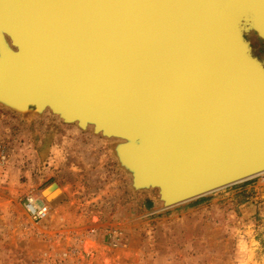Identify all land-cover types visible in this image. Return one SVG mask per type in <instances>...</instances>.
<instances>
[{"label":"water","instance_id":"1","mask_svg":"<svg viewBox=\"0 0 264 264\" xmlns=\"http://www.w3.org/2000/svg\"><path fill=\"white\" fill-rule=\"evenodd\" d=\"M56 3L26 43L6 27L2 98L135 138L136 181L169 204L264 171V65L244 30L264 34V0Z\"/></svg>","mask_w":264,"mask_h":264},{"label":"rangeland","instance_id":"2","mask_svg":"<svg viewBox=\"0 0 264 264\" xmlns=\"http://www.w3.org/2000/svg\"><path fill=\"white\" fill-rule=\"evenodd\" d=\"M253 45L264 57V42ZM112 148L0 104V264H264V180L158 208L153 190L131 189ZM52 182L65 187L58 208L31 221L25 195Z\"/></svg>","mask_w":264,"mask_h":264},{"label":"bare ground","instance_id":"3","mask_svg":"<svg viewBox=\"0 0 264 264\" xmlns=\"http://www.w3.org/2000/svg\"><path fill=\"white\" fill-rule=\"evenodd\" d=\"M56 1L57 0H52V2L49 0H0V47L1 49L2 50H12L14 47L13 44L10 43V39L8 36L9 34L5 30L6 27H8V29L13 28L15 34H16V29H18V33L21 34V37H23L26 43L27 38L29 36H32L34 39L35 29H37L38 26L40 27L42 26L41 21H43L42 19L44 17V12L48 13V15L51 17V22H53V25L54 24L56 25L57 7H59V4L57 5ZM244 30H246L245 39L248 41L250 45L252 54L254 55L255 58H257L264 65V57L262 56L260 57L255 54V47L253 45L255 44V40H258V41L260 40L261 42L262 41L264 42V34L261 35L252 28L247 30V27H246V29L244 28ZM38 34L39 33H37V35ZM8 62H9V59H8ZM9 65L6 64L4 67L1 66L2 68L0 67V71L2 70L3 76L6 73L7 66ZM82 71L84 72L85 69H83ZM9 72L11 73V71ZM4 86L6 87V89H9V96L12 93V89H14L15 91L17 89L16 85H11L9 87L6 85ZM14 96H15V93H14ZM0 101H2V103L12 106L16 112L22 115L36 116V115H41L47 112L50 115L57 118L58 121L59 120L62 121L60 117L58 116V114L56 113H51L48 111H44V112L37 111L41 109L44 110L45 108L44 105L37 106V108H34V106L32 107L30 106L34 110H30V109L26 110L24 106H21V104L19 105L14 102H11L10 100H8V98L5 99L0 96ZM63 123H67V122H63ZM68 123L73 124V126L79 130L89 131L93 135L100 136L102 139L108 141L109 143H112V147H113L112 149L114 151L113 155H115L116 161L118 163V167L121 169V171H123L125 174L128 175L129 186L131 187V189L135 191L137 190V191H150V192L151 190H153L155 194L157 193V189H158L157 186L146 184L140 181H136V145H135L136 139L135 138L127 139L119 131H116L113 133L112 132L104 133L101 128H94V125L90 121H84L82 122V124L80 123L78 124L77 120L75 119V120L68 121ZM126 142H130L134 144V145H131V148L134 147L135 149H129L130 148L129 147L127 149V154H129L128 155L129 158L121 159L120 161L115 151V146L118 143L124 144ZM255 177L259 178V180H264V171L258 173L253 178ZM253 178L251 177L249 179H253ZM63 188L65 187L60 186L55 182L54 184H49L42 190L40 196L38 197L40 199H37L38 200L37 202L38 203H42V201L43 203L46 202L47 205L49 206V209L51 210L57 209L60 204L59 202L61 201L63 197ZM197 198H193L188 201L195 200ZM155 199H157L156 204L158 205V208H169V207H173V206L188 202V201H185V202L178 203V204H175L174 202H172L171 204H169L170 202H166V200H164L165 198H162V197L159 198L157 195Z\"/></svg>","mask_w":264,"mask_h":264},{"label":"built area","instance_id":"4","mask_svg":"<svg viewBox=\"0 0 264 264\" xmlns=\"http://www.w3.org/2000/svg\"><path fill=\"white\" fill-rule=\"evenodd\" d=\"M39 196L34 194H27L25 195L24 201L22 203L23 209L27 216L33 222L41 221L42 219L46 218L48 214V205L46 202L38 203L37 199Z\"/></svg>","mask_w":264,"mask_h":264},{"label":"crops","instance_id":"5","mask_svg":"<svg viewBox=\"0 0 264 264\" xmlns=\"http://www.w3.org/2000/svg\"><path fill=\"white\" fill-rule=\"evenodd\" d=\"M240 183V182H239ZM232 185H234V184H232ZM230 186V185H229ZM253 186V185H252ZM227 187V186H226ZM253 187H255V186H253ZM224 188V187H223ZM256 189H258V192H257V194L260 196V197H262L263 198V200H261V202H260V204L262 205L261 206V210H262V213H263V218H264V184H263V187L262 188H260V191H259V187H255ZM254 188V189H255ZM248 208L249 207H246L245 209H246V211H249L248 210ZM250 209V208H249ZM263 220V219H262ZM262 224H263V222H262Z\"/></svg>","mask_w":264,"mask_h":264},{"label":"trees","instance_id":"6","mask_svg":"<svg viewBox=\"0 0 264 264\" xmlns=\"http://www.w3.org/2000/svg\"><path fill=\"white\" fill-rule=\"evenodd\" d=\"M246 181H249V179H248V180H246ZM200 199H203V196H201V197L197 198L196 200H200ZM196 200H195V201H196Z\"/></svg>","mask_w":264,"mask_h":264}]
</instances>
